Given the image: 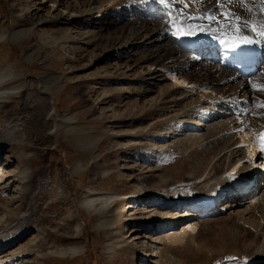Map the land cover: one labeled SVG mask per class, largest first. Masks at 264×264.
<instances>
[{
    "label": "rangeland",
    "instance_id": "obj_1",
    "mask_svg": "<svg viewBox=\"0 0 264 264\" xmlns=\"http://www.w3.org/2000/svg\"><path fill=\"white\" fill-rule=\"evenodd\" d=\"M52 1L0 0V34L16 31V37L22 38L17 42L8 34L0 36V65L12 67L19 77L14 86L20 87L6 103L0 100V132L7 119L19 120L22 114L29 139V143L0 149V234L9 230L13 237L19 236L5 253L24 251L11 258V263L244 264L238 259L241 253L232 259V251L252 240L249 226L254 223H241L242 216L252 218L241 212L247 205L209 217L207 232L193 235L187 231L173 245L164 240V230L155 227V231L149 225L166 212L174 215L185 210L160 209L151 196L170 187L181 189L188 180H196L200 187L222 164L216 161L220 154L213 157L220 138H213L225 129L226 118L214 117L198 136L176 123L175 113L190 99L172 107L170 100L176 96L169 91L170 76L162 81L151 79L140 59L139 41L129 38L131 29L141 24L123 10L126 0L108 4L96 0L88 7L72 0H62L60 6ZM261 66L250 75L254 82ZM259 80L264 83V78ZM40 87L46 94L32 103ZM179 90L189 92L185 84ZM262 91L254 86L251 100L261 99ZM24 93H30L29 102L22 101ZM157 97L159 101L154 102ZM50 104L61 126L53 135L48 134L52 125L36 112H47ZM260 104L251 103L249 109L264 119ZM159 134L169 138L159 142ZM239 148L242 157L244 147ZM75 163L81 164L77 172L71 171ZM99 165L104 167L103 176L97 172ZM6 171L9 174L4 177ZM262 180L260 188L243 200L260 196ZM86 191L96 197L89 210L79 203ZM9 199L17 201L6 204ZM174 220L171 229L192 219ZM131 229L139 231L131 233ZM150 236H157L160 243H153ZM256 236L260 244L262 235ZM106 244L114 249L109 256L104 252ZM80 247L84 251L71 253ZM144 250L153 255L141 259ZM59 252L65 256H55Z\"/></svg>",
    "mask_w": 264,
    "mask_h": 264
},
{
    "label": "bare ground",
    "instance_id": "obj_2",
    "mask_svg": "<svg viewBox=\"0 0 264 264\" xmlns=\"http://www.w3.org/2000/svg\"><path fill=\"white\" fill-rule=\"evenodd\" d=\"M95 1L72 0L74 4L77 3L81 6L92 5ZM104 1H107L106 4H108L116 0ZM52 2L58 6L62 4V0H53ZM192 6L198 9L194 10ZM95 7H92V11L95 10ZM123 10L130 13L128 16L134 19L135 22L141 24L138 29H131L129 38L135 43L139 41L136 44L140 46L143 53L140 59L150 72L151 79L156 80L157 78L156 81H162L166 77L165 75L170 76L172 79V83H169V88H171L169 91L172 92L173 96H176L170 100L173 103L172 107H175L179 101L190 99L182 109L175 113L176 123L182 124L184 129H189L193 132V135L198 136V132L205 129L207 123L211 122L214 117L226 118L223 120L226 126L225 129L222 132L220 131L221 133L218 132L219 134L217 133L218 135L213 138H220L217 142L219 143L218 151L213 157L220 154L216 161L217 163L222 162V164L214 173L212 172L213 174L207 175L208 177L202 180L200 187L196 180H188L190 183L182 184L181 189H171L170 187V190H159L151 196L157 199L154 204L160 209L182 207L185 210L176 212L174 215L166 212L163 217L148 224L152 228L154 227L155 231H158L157 228L164 230V240L173 245L180 243L187 231L193 235L199 232L203 234L207 232L209 217L216 218L233 207L247 205L241 212L245 215L249 214L248 216L252 218L247 219L242 216L243 219H240H242L241 223L243 222V225L244 222L255 224L249 226L253 230L252 240L250 239L251 241L247 242V245L242 246L237 252L232 251V254L237 259V254L241 253L238 259L245 261L244 264H264V189L260 196L246 200L244 198L243 200V197L258 190L263 180L259 177L248 179L247 170L250 165L239 161L245 157H248L250 163L254 157L258 161L264 159V151H261L260 147L261 133H264V119L259 118L254 108L249 109L251 103L254 105L263 103L259 106L264 108V83L259 80L264 78V38L261 36V32L264 30V0H189L183 2L174 0H163V2L161 0H126ZM23 20L27 22L25 19ZM184 32L190 33V36L183 37L181 34ZM7 34L1 33L0 36L4 38L7 37ZM141 34H143L142 37ZM8 35L17 42L22 39L21 36L16 37V31L10 32ZM245 38L251 43H246ZM222 40L227 42L229 48L235 42H238L241 49L246 48L247 44H251L256 49L262 50V55L257 57L258 69L259 64L262 65L261 73L258 78H255V82L250 78V75L244 76L240 72L227 68L225 63L227 52H221L219 47V42ZM28 59L29 54L24 57L25 61ZM18 78L12 67L0 65V100L2 103H6L7 98L18 92L20 87L14 86ZM43 80L45 81L44 77L39 79L41 83ZM180 84H185L188 87V94L179 90ZM254 86H260L263 90V96L260 95L261 99L256 98L258 99L256 102L251 100L254 94ZM29 94L26 93L22 101L29 102L31 100ZM45 94L46 91L40 87L31 100L32 103L38 102ZM157 101H159L158 97L154 102ZM217 106L225 108L222 110L215 109ZM53 110V106L50 104L47 112L42 109L36 111L40 119L42 118L44 122L48 121L52 125L51 131L48 132L49 135H53L54 130L61 127L58 126L59 123L54 118ZM195 115H197L198 120L192 124ZM21 116L18 115L19 120L17 117L15 120L12 119L15 117H11L5 121L4 131L0 132V149L11 143H29V139L26 138L25 127L22 124L23 121L20 120ZM38 130L42 132L40 128ZM234 134L237 136H234ZM157 138L159 142H163L169 136L159 134ZM225 138L227 139L223 141ZM242 145L245 147L244 152L247 156L244 153L242 157H239L241 154L239 147ZM161 147L163 148V146ZM257 150L259 152H256ZM8 161H10L9 158H7ZM236 162L238 163L236 164ZM80 166L81 164L75 163L71 167V171H79ZM102 166L99 165V169H97L100 176L104 174V167ZM23 169L28 170V166ZM8 174L9 172L6 171L4 177ZM224 174L228 176L223 177ZM139 191L143 192L144 190L139 189ZM87 192L89 191H86V195L79 203L86 210H89L96 197L89 194L91 191L88 194ZM16 201V199H9L6 204H12ZM219 202L223 203L218 206L217 203ZM147 211L149 210L147 209ZM236 212L238 211L234 210V213ZM109 214L112 215L113 211L110 210ZM167 214H170L169 217H167ZM180 217L181 220L189 217L192 220L181 224L176 229L169 228L175 223L174 219L179 220ZM152 218L154 217L152 216ZM158 223L161 224L158 225ZM10 224L9 229L12 226ZM8 231L0 234V264H12L11 258L24 254L22 250L11 254L5 253V250L19 237L18 235L13 237V234ZM134 231L139 230H130L131 233H134ZM258 234L259 236L262 235L260 244L257 242L256 235ZM146 236L142 235V238ZM148 239L153 240V243H160L157 236L154 238L150 236ZM82 249L81 247L76 248L71 253L80 252ZM113 251L114 249L106 244L104 251L107 254L106 256L111 255ZM144 251V254L140 257L141 259L150 258L153 255V253H148L147 250ZM56 255L65 256V252H59ZM241 255H244V258Z\"/></svg>",
    "mask_w": 264,
    "mask_h": 264
},
{
    "label": "snow or ice",
    "instance_id": "obj_3",
    "mask_svg": "<svg viewBox=\"0 0 264 264\" xmlns=\"http://www.w3.org/2000/svg\"><path fill=\"white\" fill-rule=\"evenodd\" d=\"M161 2H163V0H161ZM181 35L183 37H189L190 33L184 32ZM261 35H264V32H262ZM245 42L246 43H251V41L247 40V38H245ZM261 137H262V139H261L260 147H261V151H264V133H261ZM232 259H235V258H232Z\"/></svg>",
    "mask_w": 264,
    "mask_h": 264
}]
</instances>
